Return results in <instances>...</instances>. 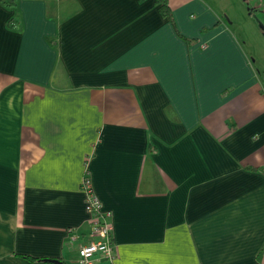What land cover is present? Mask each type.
<instances>
[{"label":"crops","instance_id":"crops-1","mask_svg":"<svg viewBox=\"0 0 264 264\" xmlns=\"http://www.w3.org/2000/svg\"><path fill=\"white\" fill-rule=\"evenodd\" d=\"M168 1L0 0V264H77L85 173L115 264H264V83L207 0Z\"/></svg>","mask_w":264,"mask_h":264},{"label":"rangeland","instance_id":"rangeland-1","mask_svg":"<svg viewBox=\"0 0 264 264\" xmlns=\"http://www.w3.org/2000/svg\"><path fill=\"white\" fill-rule=\"evenodd\" d=\"M207 3L231 25L246 52L255 60L264 83V0H207Z\"/></svg>","mask_w":264,"mask_h":264},{"label":"built area","instance_id":"built-area-1","mask_svg":"<svg viewBox=\"0 0 264 264\" xmlns=\"http://www.w3.org/2000/svg\"><path fill=\"white\" fill-rule=\"evenodd\" d=\"M86 200L87 211L92 221L93 239L80 247L77 264H102L109 261L115 264L118 258L112 212L103 210L102 203L94 192L91 177L85 173L81 186Z\"/></svg>","mask_w":264,"mask_h":264},{"label":"trees","instance_id":"trees-1","mask_svg":"<svg viewBox=\"0 0 264 264\" xmlns=\"http://www.w3.org/2000/svg\"><path fill=\"white\" fill-rule=\"evenodd\" d=\"M156 3L158 4L159 6V11L161 12V14L164 16V17H167V18H170V20L173 22L174 19H173V16H172V9L169 5V1L168 0H156ZM26 257V256H24ZM32 261H44V262H49V263H56L57 264V261L60 260V258H49V257H39V258H36V257H26Z\"/></svg>","mask_w":264,"mask_h":264},{"label":"water","instance_id":"water-1","mask_svg":"<svg viewBox=\"0 0 264 264\" xmlns=\"http://www.w3.org/2000/svg\"><path fill=\"white\" fill-rule=\"evenodd\" d=\"M57 264H66V263H64L63 261L59 260V261H57Z\"/></svg>","mask_w":264,"mask_h":264}]
</instances>
